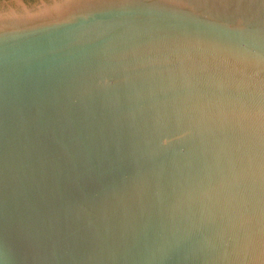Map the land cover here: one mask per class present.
<instances>
[{
  "label": "water",
  "instance_id": "water-1",
  "mask_svg": "<svg viewBox=\"0 0 264 264\" xmlns=\"http://www.w3.org/2000/svg\"><path fill=\"white\" fill-rule=\"evenodd\" d=\"M0 0V264H264V0Z\"/></svg>",
  "mask_w": 264,
  "mask_h": 264
},
{
  "label": "flooded vegetation",
  "instance_id": "flooded-vegetation-1",
  "mask_svg": "<svg viewBox=\"0 0 264 264\" xmlns=\"http://www.w3.org/2000/svg\"><path fill=\"white\" fill-rule=\"evenodd\" d=\"M24 2L32 4V2H27V1H25V0H24ZM33 3H37V0H34Z\"/></svg>",
  "mask_w": 264,
  "mask_h": 264
},
{
  "label": "trees",
  "instance_id": "trees-1",
  "mask_svg": "<svg viewBox=\"0 0 264 264\" xmlns=\"http://www.w3.org/2000/svg\"><path fill=\"white\" fill-rule=\"evenodd\" d=\"M25 1H27V2H32L33 0H25Z\"/></svg>",
  "mask_w": 264,
  "mask_h": 264
}]
</instances>
